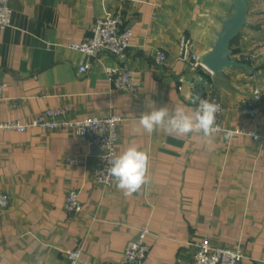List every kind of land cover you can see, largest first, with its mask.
I'll list each match as a JSON object with an SVG mask.
<instances>
[{"label":"crops","instance_id":"obj_1","mask_svg":"<svg viewBox=\"0 0 264 264\" xmlns=\"http://www.w3.org/2000/svg\"><path fill=\"white\" fill-rule=\"evenodd\" d=\"M11 26L0 29V122H26L45 109L70 106L66 119L117 114L116 155L135 144L149 156L150 182L125 195L115 182L97 184L92 172L99 151L66 131L28 128L0 131V191L8 205L0 212V264H67L65 252L80 248L97 264H122L126 243L148 229L142 264H189L191 244L239 247L240 264H264V140L221 133L210 139L162 130L136 132L140 115L155 107L194 110L200 80L212 84L223 105L226 129H264V42L249 22L230 43L231 58L256 53L249 69L193 71L176 57L180 35L192 38L201 57L210 50L231 0H10ZM120 11L131 46L123 65L133 72L135 92L113 88L105 68L108 53L95 58L67 47L90 36L94 20ZM157 52L166 60L158 64ZM89 68L79 73L78 67ZM246 63V62H244ZM194 80L182 86L177 79ZM253 86L260 88V113L240 107ZM76 156L77 164L65 158ZM75 190L81 211L63 209Z\"/></svg>","mask_w":264,"mask_h":264},{"label":"built area","instance_id":"obj_2","mask_svg":"<svg viewBox=\"0 0 264 264\" xmlns=\"http://www.w3.org/2000/svg\"><path fill=\"white\" fill-rule=\"evenodd\" d=\"M9 2L10 0H0V29L11 26L12 9ZM130 39V28L123 24L121 12L116 11L114 14L95 19L90 28V36L80 42L68 44L67 47L91 58H95L103 52L108 53L116 61L113 66L105 68L104 72L108 81L116 90L135 92L139 87V82L136 80L134 72L127 65H123L127 50L131 46ZM176 57L193 71L206 70L200 61V56L193 48L192 38L185 34L180 35L177 40ZM256 57V53L238 55V58L246 63H253ZM165 60L166 57L162 52L156 53L155 61L158 64ZM88 68L89 64L83 63L78 67V72H85ZM177 82L178 91H181L183 85L189 89H194L196 86L194 80H186L183 77H179ZM4 88L5 85L0 83V96ZM199 99H206L220 106V111L216 114L217 131L213 135L225 132L246 135L255 142L264 140V129L256 132L223 127V105L212 84L204 83L203 89L197 94L196 101ZM261 103V90L257 86H253L249 96L241 104L240 115L253 120L260 113ZM196 107L195 103L194 109ZM70 110V106L45 109L23 123L18 121L0 122V131L23 132L28 128H38L47 132L66 131L72 136L84 138L88 145L96 147L99 151L98 164L92 172L94 181L101 186L110 187L115 182V178L109 175L108 169L111 167V160L116 156L117 130L122 118L117 114L86 116L82 119L64 118ZM65 162L74 165L78 163V159L76 156H69L65 158ZM7 205L8 197L0 191V212L5 210ZM63 209L69 214L81 211V203L75 190L66 193ZM147 234L148 229L142 228L138 230L134 238L126 243L122 252V264H142L147 253L145 244ZM191 247L189 264H240L243 259V253L239 247L213 245L204 239L193 242ZM65 258L67 264H97L83 259L80 248L66 251Z\"/></svg>","mask_w":264,"mask_h":264},{"label":"clouds","instance_id":"obj_3","mask_svg":"<svg viewBox=\"0 0 264 264\" xmlns=\"http://www.w3.org/2000/svg\"><path fill=\"white\" fill-rule=\"evenodd\" d=\"M194 103L197 107L192 111L178 105L170 112L168 106L156 108L153 101L151 111L140 115L135 131L142 129L151 134L162 130L166 134H196L202 139H210L217 131L216 114L220 111V106L206 99H199ZM148 167V154L132 144L111 160L108 173L115 178L118 189L123 190L125 195H131L150 182Z\"/></svg>","mask_w":264,"mask_h":264},{"label":"water","instance_id":"obj_4","mask_svg":"<svg viewBox=\"0 0 264 264\" xmlns=\"http://www.w3.org/2000/svg\"><path fill=\"white\" fill-rule=\"evenodd\" d=\"M233 14L227 17L219 32L216 33L215 41L210 50L200 57L203 67L211 74H216L225 68L249 69L247 63L231 58L230 43L246 25V16L249 8L248 0H231ZM204 80H200L197 94L204 86Z\"/></svg>","mask_w":264,"mask_h":264},{"label":"rangeland","instance_id":"obj_5","mask_svg":"<svg viewBox=\"0 0 264 264\" xmlns=\"http://www.w3.org/2000/svg\"><path fill=\"white\" fill-rule=\"evenodd\" d=\"M249 22L254 26H259L257 37L258 41L264 42V0H248Z\"/></svg>","mask_w":264,"mask_h":264},{"label":"trees","instance_id":"obj_6","mask_svg":"<svg viewBox=\"0 0 264 264\" xmlns=\"http://www.w3.org/2000/svg\"><path fill=\"white\" fill-rule=\"evenodd\" d=\"M238 60H239V61H241V62H244V61H243V60H241L240 58H238Z\"/></svg>","mask_w":264,"mask_h":264}]
</instances>
